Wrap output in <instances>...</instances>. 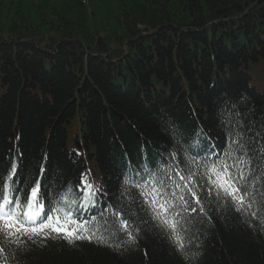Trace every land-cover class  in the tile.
<instances>
[{"label":"trees","instance_id":"16d2710c","mask_svg":"<svg viewBox=\"0 0 264 264\" xmlns=\"http://www.w3.org/2000/svg\"><path fill=\"white\" fill-rule=\"evenodd\" d=\"M2 17L0 178L15 165L13 196L39 182L95 236L25 237L0 264H264V0H0ZM237 143L244 211L209 179ZM154 178L187 202V259Z\"/></svg>","mask_w":264,"mask_h":264},{"label":"snow or ice","instance_id":"6c2138e0","mask_svg":"<svg viewBox=\"0 0 264 264\" xmlns=\"http://www.w3.org/2000/svg\"><path fill=\"white\" fill-rule=\"evenodd\" d=\"M240 139H243L242 133H236ZM236 151L240 153L238 156H233L231 152L226 153V159H233L236 161L235 165L227 164L225 161H220L219 164H212L209 171L212 176L209 179L212 183L224 190V195L235 201L240 211H244L245 207H251V204H245L246 200H251V197L247 193L246 188V176L242 171L243 167H247L248 162L242 159V156L247 155L245 151L244 143L236 144ZM236 168L239 175L231 173L230 169ZM16 166L13 165L12 172L6 179L0 178V238L2 239V246H0V256L7 250V246L11 243H21L22 239L32 238L36 236H42L44 238H56L61 237L66 239L70 244L75 240L88 239L92 240L95 236V232L87 226L86 222H77L72 217L71 208L65 207H48L45 211V204L42 202V195L40 191V183L37 182L35 187L31 188L30 193H26L24 199L21 200L19 196H13V192H18L19 189L14 188L9 181H12L15 173ZM142 179V177H141ZM182 180H190L191 177H181ZM159 184L157 188L155 185ZM138 187H143L137 185ZM241 186L244 187V195H241ZM165 185L163 181L155 180L151 188L147 192H144L146 198L154 206L156 211V217L159 219L162 228L169 230L168 234L173 239L177 250L181 254L185 255V240L182 238V233L187 230L184 228L185 220L182 218V212L187 211L184 205L187 203L181 196L178 199L181 201L180 205L173 206L172 199H177L175 194H172L171 199L165 196L163 191ZM179 187V185H177ZM86 188L92 189L91 184H86ZM90 196L95 195V190L91 191ZM66 203L67 197L63 198ZM70 203H75L71 201ZM199 203V202H198ZM180 207L181 211H177L176 208ZM195 211V209H193ZM41 217H43L41 219ZM131 225L127 220L123 223V230L128 236V243L135 242V236L133 235ZM85 233H88L85 235ZM96 242L106 246H110L109 242L103 235L96 236ZM118 247V246H117Z\"/></svg>","mask_w":264,"mask_h":264},{"label":"rangeland","instance_id":"374dc122","mask_svg":"<svg viewBox=\"0 0 264 264\" xmlns=\"http://www.w3.org/2000/svg\"><path fill=\"white\" fill-rule=\"evenodd\" d=\"M31 4H32V3H31ZM3 20H5L3 17H2V18H0V22H1V21H3Z\"/></svg>","mask_w":264,"mask_h":264},{"label":"bare ground","instance_id":"6f19581e","mask_svg":"<svg viewBox=\"0 0 264 264\" xmlns=\"http://www.w3.org/2000/svg\"><path fill=\"white\" fill-rule=\"evenodd\" d=\"M157 160H159V159L156 157V162H157Z\"/></svg>","mask_w":264,"mask_h":264}]
</instances>
